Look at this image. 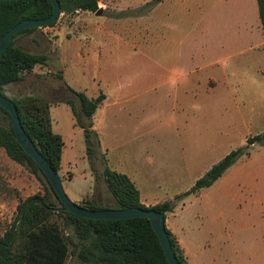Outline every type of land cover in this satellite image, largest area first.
<instances>
[{"label": "crops", "instance_id": "obj_1", "mask_svg": "<svg viewBox=\"0 0 264 264\" xmlns=\"http://www.w3.org/2000/svg\"><path fill=\"white\" fill-rule=\"evenodd\" d=\"M152 2L153 0H97L98 9H113L117 13L116 16L126 17V20L116 23L112 21L114 17L110 18L112 26L104 27L101 25L100 29L104 30V33L99 36L85 32L94 23L89 12L77 11L72 14L74 16L70 19L68 23L70 27L68 25V28L59 27V20H57L54 26L46 28L53 31L52 35L55 38L51 42L54 48L49 57L60 58L61 56L56 45L59 34H65L67 40L73 37L81 41L80 50L84 53L96 51L97 54L101 55V52H105V46L114 45L117 47V51L116 49L113 50L116 51L117 55H121L123 52L137 56L134 47H137L138 41L148 42L150 40L152 43L154 21H157L158 18H161L163 22L187 26L186 29H178L182 33L186 32L188 26L191 25V28L186 32V36L189 35L186 38L191 37L193 40L200 38L202 41L200 48L204 46V39L208 42L205 44L207 48L205 53L218 57L217 52H219L225 56L223 60L213 59L214 61L208 65L192 69L162 64L160 71L154 72V66L148 65L146 58L140 59L137 65L127 68L120 69L111 66L104 68L102 72L99 69L98 83H102L103 86L105 85L106 88L110 89L108 92L99 90L98 93L88 97L94 100L103 95V99L98 104L91 121L84 120L85 125L91 123L90 130L95 134L97 152L101 158L103 157L106 166L126 175L133 182L144 206L152 207L164 202L175 204L173 211L165 215V226L176 238L187 264H216L211 252H206L202 246L203 236L205 237L207 232L200 230L192 220L194 216H190L189 212L190 208L193 207V202L199 199L201 192L206 189L195 195H190L182 201H177L176 197L190 190L194 183L214 164L231 152V150H227V148H231V144L227 143L225 137L219 136L229 134L227 126L232 121V114L236 110L239 111V114L241 113L238 106H256V118L261 122L264 121V31L258 14L257 1L158 0L156 4ZM202 8L205 9L204 15L200 19H196V12ZM234 9L237 14L235 20L233 17H229ZM214 10L216 12L219 10L216 18H213ZM129 11L131 12L129 13ZM138 26H143V28L138 29ZM169 37L170 34H168V39H171ZM182 38L181 40L186 39L185 37V39ZM98 40H100L101 45L94 44ZM132 47L134 51L127 50V48ZM112 54L111 52L110 56ZM77 56L82 57L80 51H78ZM56 73L55 80L51 84V91L60 98L53 101L46 99L51 105L50 115L52 110L60 111V108L63 107L64 111L70 113L75 120L72 126L76 133L82 132L85 138L84 130L76 123L72 109L66 103L68 99H71L78 111V100L73 92L80 91H76L65 83L61 71ZM154 75L159 77L160 84L156 85L159 82L154 81ZM164 87L169 90V95H176L183 103L181 106L176 105L173 108L174 117L179 119V127L175 128L173 132L176 138L174 141L175 150L171 151L176 154L181 150V156L183 155L185 140L183 141L182 138L185 137V134H188L187 137L190 138H201L202 135L204 138H208L204 141L206 157L212 155L213 151L217 154L218 148L222 147L221 144L218 145L219 139H222L221 142H225L224 151L227 150L225 155L219 159L209 161L211 157L208 158V164L200 169L197 173L198 177L191 179L190 183L188 182L191 186L185 189L176 190L175 187L173 189L169 187V185H180V179L185 177L188 167V165L186 167L185 161H172L157 155L156 152H151L148 149L149 141L145 140L148 135L150 138L153 137L152 117L147 115L148 110H151V101H148V96L152 100L151 94ZM138 102H140L138 109L140 118H137V113L134 111L131 133L128 130L131 121L130 116L127 115L128 124L122 113L127 105L128 110H130L129 106L132 107L133 105L137 108ZM220 108L222 110L220 118L224 126L218 131L217 119ZM245 110L248 109L245 108ZM247 118L249 117L247 116ZM54 123L55 121L52 119V128ZM108 129L113 131V135L119 136V138L123 137L116 144L119 149L124 146L134 149L135 155L131 157L129 163L120 160L114 165L108 164L106 155L110 145L103 144ZM126 137L127 139H125ZM84 144L86 149L85 139ZM112 146L115 147V145ZM64 149L65 143L61 156L60 176L68 173V166L65 167L66 170L62 166ZM118 168L119 171H117ZM89 176L90 182H93L94 173L92 170ZM67 180L70 181L71 178ZM86 197L74 195L73 197L69 196V199L79 204ZM228 236L231 237V233H228Z\"/></svg>", "mask_w": 264, "mask_h": 264}, {"label": "rangeland", "instance_id": "obj_2", "mask_svg": "<svg viewBox=\"0 0 264 264\" xmlns=\"http://www.w3.org/2000/svg\"><path fill=\"white\" fill-rule=\"evenodd\" d=\"M152 3H158V0H153ZM100 9L101 14L99 16L91 13L94 23L85 32L99 36L104 33V30L100 29L101 25L104 27L112 26L110 18L114 17L112 21L115 23L126 20V17L116 16L117 13L113 9ZM218 11L214 10L213 18L218 16ZM235 11L234 9L229 15V17H233V20L237 16ZM204 13L205 9L198 10L196 19H200ZM73 16L72 14L60 15L58 19L59 27L64 26L66 28ZM154 22L153 41L152 43L150 40L148 42L138 41L139 44L134 47L137 56L124 54L123 52L121 55H117V47L114 45L105 46V52H101V55L97 54L96 51L84 53L80 50L81 41L73 37L67 40L65 34H59L56 45L61 56L60 58H54L49 57L51 50L54 48L51 43L55 40L52 35L53 31L41 28L28 35H20L15 39L16 46L31 53L45 54L48 60L45 66H36L31 73L25 74L21 82L5 87L3 93L10 99L26 95H37L48 101H53L60 98V96L52 93L51 84L55 80L56 72L61 71L65 83L76 91L83 92L87 97H91L99 90L108 92L110 89L106 88L105 85L103 86L102 83H98L99 69L102 72L104 68L111 66L120 69L127 68L137 65L140 59L146 58L147 64L154 66L153 71L159 72L162 64L178 65L185 67V69H192L208 65L216 59L223 60L225 58L219 52H217L218 57L205 53L207 50L205 44H208L206 40L203 39L204 46L200 48L202 43L200 38L198 40H193L191 37L186 38L189 36H186V32L191 28V25L188 26L186 32L182 33L178 29H186L187 26L184 27L183 24L178 26L175 23L163 22L161 18ZM139 28L141 29L143 26H138ZM70 34H72V31H70ZM168 34H170L169 38L171 39H168ZM181 38L185 40H181ZM94 44L101 45V42L98 40ZM134 48H127V50L134 51ZM113 49H116V51ZM123 49H126V47H123ZM78 51H80L82 57L77 56ZM109 52L110 54H108ZM111 52L113 53L112 56H110ZM177 54L179 55L177 56ZM158 78L154 75L156 83L160 81ZM158 84L160 82L156 85ZM151 96L152 100L148 96V101H151V110H148L147 115L152 117L153 137L150 138V135H148L145 139L149 141L148 149L151 152H156L157 155L164 156L165 159L169 158L172 161L177 160V162L185 161L186 167L188 165L185 177L179 181L180 185H169L171 189L174 187L176 190L189 188L191 179L198 177L197 173L209 161L219 159L225 155L227 150L232 151L245 147L249 137L264 132V121L261 122L255 115L256 106L240 105L238 107L241 109V116L237 110L232 114V121L227 126L229 134L219 136L225 137L227 143L231 144V148L224 151L225 142H221L222 139L218 137V145L221 144L222 147L218 148L217 154L213 151L212 155L206 157L204 141L208 138H204L203 135L200 136L201 138H190L187 137L188 134H185V137L182 138L183 141L185 140L183 157V155L181 156V150L180 154H174L171 151L175 150L174 141L176 138L173 132L175 128L179 127V119L174 117L173 108L176 105L181 106L183 103L176 95H169V90L165 87L156 90ZM139 103H137V108L134 105L129 106L130 110H128V105L125 106L122 113L128 124L127 117L130 116L131 121L128 130L131 133L134 111L137 113V118H140ZM245 108L248 110H245ZM60 109L62 111L52 110L51 118L55 121L53 131L61 135L65 143L62 166L63 169L68 166V173H65L61 180L66 195L68 198L74 195L87 196L84 200L91 201L97 206L115 207V201L102 179L106 162H104L103 157H100V154H96L95 158L93 156L90 159L92 160V168H94L93 182H90L89 174L92 169L85 151L83 133H76L72 126L75 120L70 113L64 111L63 107ZM221 111L220 108L217 119L218 131L224 126L220 118ZM121 139L123 137L119 138V136L113 135L111 129H108L107 134L104 136L103 144L110 145L106 155L108 164L114 165L120 160L129 163L131 157L135 155L132 147L124 146L119 149L116 146ZM112 145H115V147ZM247 152L248 155L242 157L212 187L203 190L199 199L193 202V207L189 210L190 216H194L193 222L198 225L200 230L207 232V235L203 236L202 246L206 252H211L216 264H264V144H253L248 147ZM117 171H119V168ZM69 178H71L70 181L67 180ZM40 192H42L40 182L25 168L10 160L4 151L0 149V234L12 222L18 202ZM56 222L63 227L61 219L56 218ZM71 233L70 230H65V234L71 235ZM228 233H231V237L228 236ZM66 264L81 263L74 256H71Z\"/></svg>", "mask_w": 264, "mask_h": 264}, {"label": "trees", "instance_id": "obj_3", "mask_svg": "<svg viewBox=\"0 0 264 264\" xmlns=\"http://www.w3.org/2000/svg\"><path fill=\"white\" fill-rule=\"evenodd\" d=\"M58 1L60 15H71L77 11L89 13L98 11L97 0ZM256 1L264 31V0ZM52 12L50 0H0V37L23 20H43L51 16ZM56 22L49 27L54 26ZM37 30L31 28L19 31L7 50L0 55V94L14 103L24 132L38 152L59 174L64 143L62 136L52 129L50 103L37 95L10 99L3 93L5 87L21 82L24 75L31 73L36 66L46 65L48 57L45 54L31 53L15 45L18 36L28 35ZM73 93L78 100V111L71 99L66 103L72 109L76 123L84 130L86 154L94 173L90 159L99 153L95 134L90 130L91 123L85 125L84 120L91 121L103 95L91 100L83 92ZM256 143L264 144V132L249 137L245 147L232 150L225 155L199 178L190 190L177 196L176 200L182 201L190 195L212 187L242 157L247 156L248 147ZM0 149L10 160L33 175L42 186V192L18 202L12 222L0 234V264H66L71 256L81 264H168L147 219L93 220L65 212L37 164L17 143L11 116L1 107ZM102 179L115 201V207L104 208L87 200H83L79 206L93 211L132 208L154 210L163 214L164 218L175 207L172 202L152 207L144 206L133 182L126 175L107 166L102 172ZM56 218L62 220L63 227L56 222ZM65 230H70L71 235L65 234ZM165 230L178 262L187 264L176 238L166 226Z\"/></svg>", "mask_w": 264, "mask_h": 264}, {"label": "water", "instance_id": "obj_4", "mask_svg": "<svg viewBox=\"0 0 264 264\" xmlns=\"http://www.w3.org/2000/svg\"><path fill=\"white\" fill-rule=\"evenodd\" d=\"M50 1L53 8L51 16L43 20H23L11 28L2 37H0V55L7 50L13 40V37L19 31L31 28L41 29L49 27L58 20L60 15L59 1ZM100 14L101 10L98 9V11L95 12V15L99 16ZM0 107L10 114L12 128L17 143L20 145L23 151L37 164L43 176L51 185L65 212L80 218L93 220L121 221L133 218H145L151 224V227L159 240L161 249L168 264H180L172 251L171 244L165 230V218L163 214L154 210H142L138 208L126 210L106 209L101 211H93L84 209L77 203L72 202L64 191L63 183L59 174L48 164L46 159L38 152L31 139L24 132L14 103L0 94Z\"/></svg>", "mask_w": 264, "mask_h": 264}, {"label": "built area", "instance_id": "obj_5", "mask_svg": "<svg viewBox=\"0 0 264 264\" xmlns=\"http://www.w3.org/2000/svg\"><path fill=\"white\" fill-rule=\"evenodd\" d=\"M61 15H63V14H61ZM47 27H45V29H46Z\"/></svg>", "mask_w": 264, "mask_h": 264}]
</instances>
